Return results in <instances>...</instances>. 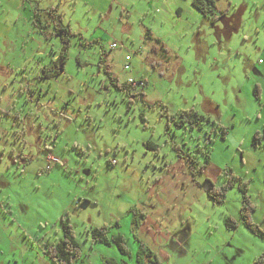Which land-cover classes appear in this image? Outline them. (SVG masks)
<instances>
[{
	"label": "rangeland",
	"instance_id": "rangeland-1",
	"mask_svg": "<svg viewBox=\"0 0 264 264\" xmlns=\"http://www.w3.org/2000/svg\"><path fill=\"white\" fill-rule=\"evenodd\" d=\"M192 1L0 0V264H55L45 246L62 237V218L81 248L74 264L118 254L90 241L103 225L130 252L140 242L164 249L161 264H252L264 251L241 224L238 186L220 204L206 193V180L221 186L232 169L264 229V149L251 145L264 124V0H213L205 14ZM29 2H54L62 16L41 14L40 33ZM60 18L71 32L65 50ZM110 77L145 85L127 95ZM191 108L228 131L212 134L210 162L194 179L186 156L202 161L211 127L174 123ZM164 205L188 209L170 241L152 232L149 242L141 224ZM226 218L238 230L227 232Z\"/></svg>",
	"mask_w": 264,
	"mask_h": 264
},
{
	"label": "trees",
	"instance_id": "trees-1",
	"mask_svg": "<svg viewBox=\"0 0 264 264\" xmlns=\"http://www.w3.org/2000/svg\"><path fill=\"white\" fill-rule=\"evenodd\" d=\"M192 4L199 12L203 14L207 12L212 13V10L215 9L213 0H193ZM44 12L48 13L52 17L54 16V19L58 18L57 16H55V9H48ZM220 15L223 16L224 12H221ZM217 19L218 18L213 14V17H211L212 24H214ZM60 23V20H58V27H55L54 34L60 36L61 44H63V48L65 50L69 45V36H71V32L69 28L62 26ZM33 25L40 33H43L46 30L45 26L40 22L38 10H35V12L33 13ZM60 69L63 70V65H61ZM107 74L110 76L109 72H107ZM110 78L112 80L113 86L116 89L126 92L127 95L130 93V89H132V86L130 84L125 83L123 85H120L118 84L117 80L112 77ZM138 90L141 89L138 88ZM253 94L256 99H259L258 86L254 87ZM180 112L181 113L177 115V119L174 122L178 126H185L187 124L190 129L202 128L203 126L211 127L210 130L206 133L204 147L197 151L203 153L202 161L199 163L194 157L186 156V160L191 172V177L194 179L196 177V174L202 173L203 169H205L210 162V152L212 149L211 144L213 142L211 138L212 134H215L219 138L224 139L228 131L217 120H211L207 115L199 114L193 108L189 109L188 111ZM166 126H168V124H166ZM251 145L254 148L264 149V128L261 129V131H255L252 134ZM174 148L178 149L177 146H174ZM220 177H224V179H226V182L221 186H215L211 181L206 180V183H208L209 185L208 189L206 190L208 197L213 203L220 204L223 202L227 190L237 185L242 193L243 201L239 210L241 224L254 235L264 239V229H261L259 226H257L251 219V212L254 210V207L249 202L247 197L248 195L246 182L237 177L230 168H224L220 174ZM60 225L62 230V237L53 244H46V252L55 264H74L75 261L80 258L81 248L75 241L74 232L72 230V226L69 223V220L66 218H62ZM224 225L227 230H233L237 227V223L230 218H226L224 220ZM108 228L109 227L107 225H103L101 228L91 229L90 241L92 243H102L107 246L112 245L119 251L120 254L130 257L131 253L126 245L124 237L121 235L108 236ZM135 261L136 264H161L158 255L142 242H140V245L138 246V249L135 253ZM111 262V260H106L105 264H111ZM252 264H264V251L254 259Z\"/></svg>",
	"mask_w": 264,
	"mask_h": 264
},
{
	"label": "crops",
	"instance_id": "crops-1",
	"mask_svg": "<svg viewBox=\"0 0 264 264\" xmlns=\"http://www.w3.org/2000/svg\"><path fill=\"white\" fill-rule=\"evenodd\" d=\"M20 1H21L22 6H24L25 1H27V0H20ZM36 3H38V2H36ZM192 3H193V1H192ZM49 5L50 6L44 8V9H40L39 8V4H33V5L31 4L28 7V9H27L28 10L27 16H28V19L30 20V23H32V20H33V14L32 13L35 12V11H33L34 8H36V10L39 11L38 14H39V19H40L41 18V14H47L44 11H46L48 9H55L53 7L54 6V2H51ZM23 9L25 10L24 7H23ZM55 12H56V14L54 13L55 16L59 17L61 15L56 9H55ZM216 17L218 18V16H216ZM60 19H61V23H62V18H60ZM211 24H212V21H211ZM212 25H214V24H212ZM32 26H34V25H32ZM259 64H261V62H259ZM253 89H252V94H253ZM257 100L260 101V91H259V99H257ZM260 116L261 115H259V114L256 115L257 120H259V121H261V117ZM263 128H264V124H262V126H261V129H263ZM257 131H260V130H257ZM155 207H156V209H155L154 214H153V219L154 220L147 219L146 220V224H144V225L141 224L142 230H143V228L145 229L147 227V229H148V231L150 233V237L147 238L149 242H151V240L152 241H157L158 240V239H155V237H152V232L158 233L160 235V239H159L160 241L168 242V241H170L172 239L170 234H168V229H173V228L175 229L177 222L183 220L184 212H186L188 207L185 205L184 209H183V206L180 205V210L179 211H172L171 206H168V205L167 206L164 205L163 207L162 206H160V207L155 206ZM159 221H161V222H159ZM146 225H148V226H146ZM222 226L227 232L230 231V230H227L225 228L224 221L222 222ZM237 226L239 227V224H237ZM238 227L236 228L237 230H238ZM143 239L145 240V238H143ZM149 245L151 246V244H149ZM187 250H188V248H187ZM153 251L155 252V250H153ZM117 252H118V254H115V256L111 255L112 257H109L108 255L107 256H102L101 260H102L103 264H105L106 260H111L112 261L111 264H136V261H135L136 250H133V251L130 252L131 253L130 257H126V256L123 257L119 253V251H117ZM155 253L157 255L160 254L164 258H168V255L165 254L167 252H165L164 249H162V248H159V250L156 251ZM160 255H158V257ZM159 259H160V257H159ZM77 261H80V259H78Z\"/></svg>",
	"mask_w": 264,
	"mask_h": 264
},
{
	"label": "built area",
	"instance_id": "built-area-1",
	"mask_svg": "<svg viewBox=\"0 0 264 264\" xmlns=\"http://www.w3.org/2000/svg\"><path fill=\"white\" fill-rule=\"evenodd\" d=\"M117 48V45L116 44H112V45H110V47H109V49L108 50H113V49H116ZM126 61H127V64L124 66V70H128L129 68V66H128V62H129V57H127L126 58ZM259 62H261V61H259ZM128 84H130L131 86H132V88H140V89H142L143 87H144V85H145V82H144V80H133V79H128V82H127Z\"/></svg>",
	"mask_w": 264,
	"mask_h": 264
},
{
	"label": "flooded vegetation",
	"instance_id": "flooded-vegetation-1",
	"mask_svg": "<svg viewBox=\"0 0 264 264\" xmlns=\"http://www.w3.org/2000/svg\"><path fill=\"white\" fill-rule=\"evenodd\" d=\"M143 88H144V87H143ZM132 89L138 90L137 88H132Z\"/></svg>",
	"mask_w": 264,
	"mask_h": 264
}]
</instances>
